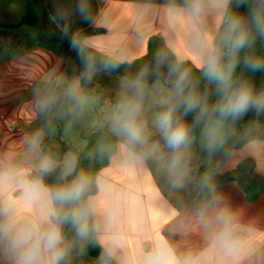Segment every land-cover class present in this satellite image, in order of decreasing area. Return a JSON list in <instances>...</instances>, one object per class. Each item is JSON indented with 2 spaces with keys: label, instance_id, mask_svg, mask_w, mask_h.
Wrapping results in <instances>:
<instances>
[{
  "label": "crops",
  "instance_id": "crops-1",
  "mask_svg": "<svg viewBox=\"0 0 264 264\" xmlns=\"http://www.w3.org/2000/svg\"><path fill=\"white\" fill-rule=\"evenodd\" d=\"M94 1L96 13L92 19L79 12L81 0L45 3L59 30L81 24L72 40L78 39L86 49L122 64L146 57L149 40L160 37L178 61L190 62L200 71L201 41H210L219 27L210 4L199 19H194L190 14L192 0ZM83 2L89 17L88 0ZM27 11L26 0H0V24L18 23ZM88 30L101 32L83 34ZM45 35L41 23L0 29V206L10 205L18 223L41 222L55 207L42 179L44 187L36 199L25 197L22 185L38 178L39 159L53 153L60 156V162L56 159L60 166L66 154L76 155L65 150V145L84 149L82 135L99 124L95 106L111 96L120 100L123 83L129 80L108 68L90 66L89 73V65L38 46L39 38ZM69 86H77L87 98L82 109H74L63 96ZM48 91L60 94L59 99L47 112L44 125L35 128L41 115L36 108L37 96ZM154 107L157 112V102ZM107 109L101 110L102 123L109 127L103 120ZM146 109H152L148 101ZM37 131L42 133L41 142L32 150L28 141ZM225 135L223 140L229 142ZM243 139L244 144L237 149L222 144L216 151L207 150L206 159L188 150L186 156L203 163L207 180L235 169L246 159L255 162L254 175L264 177V113H257ZM150 142L158 147L140 161L125 158L119 140L109 164L97 175L98 190L90 196L95 203L92 218L102 250V245L114 244L117 264L124 258L131 264H143L145 257L158 248L164 250L165 264H264V194L256 202H248L243 189L229 182L213 187L212 200L199 195L188 206L190 169L183 165L174 179L166 169L162 144ZM207 160L211 162V175ZM80 262L96 264L87 256L69 251L67 264ZM0 264H10L2 253Z\"/></svg>",
  "mask_w": 264,
  "mask_h": 264
},
{
  "label": "clouds",
  "instance_id": "clouds-1",
  "mask_svg": "<svg viewBox=\"0 0 264 264\" xmlns=\"http://www.w3.org/2000/svg\"><path fill=\"white\" fill-rule=\"evenodd\" d=\"M215 9L218 31L209 41H201L198 68L203 78L215 85L216 100L208 102V93L201 94L193 80L190 69L179 64H170L167 87L161 88L159 79L149 88L147 69L141 70L133 79L123 83L122 98L117 101L110 118V129L119 138L120 152L127 159L142 161L158 145L150 142L149 121L146 118V101L156 97L159 111L151 127L159 134L171 157L166 169L178 178L187 150L193 143L194 127L203 122L202 142L209 152L222 146L223 124L237 120L249 111L264 113V88L257 90L253 82L243 74L237 75L241 65L249 73L264 72V53L258 54L257 42L264 46V0H192L190 14L199 19L206 6ZM235 5V7H233ZM244 8L245 11H240ZM79 12L88 17L87 6L81 0ZM76 47V42L73 41ZM166 58H161V63ZM107 64L106 68L115 69ZM89 73L92 69L89 66ZM90 78V75H89ZM59 95L48 91L37 96L36 108L47 113L56 105ZM63 96L74 109H82L87 98L77 86H69ZM195 113L192 124L185 117ZM42 133L37 131L28 141L32 150L38 148ZM78 158L66 154L58 183L44 188L54 210L41 222L18 223L10 205L0 206V253L10 264H67L69 245L64 235V226L70 225L77 238L84 240L94 230L90 221L95 213V203L89 195L91 180L84 172H76ZM58 167L52 155H43L37 164L39 176ZM25 197L36 199L43 186L38 177L22 185ZM101 264H110L115 258V245H102ZM165 253L158 248L143 260V264H165ZM120 264H131L124 258Z\"/></svg>",
  "mask_w": 264,
  "mask_h": 264
},
{
  "label": "trees",
  "instance_id": "trees-1",
  "mask_svg": "<svg viewBox=\"0 0 264 264\" xmlns=\"http://www.w3.org/2000/svg\"><path fill=\"white\" fill-rule=\"evenodd\" d=\"M45 3V0H43ZM28 4L27 15L21 19L18 23L10 25H1L0 29L3 30H13L21 26H33L37 23H41L47 35L41 36L37 42L38 46L47 48L54 51L60 57H71L73 60L77 61L80 65H89L98 69L106 68V64L97 62L93 59L82 56V54H87L91 57H97L104 61L115 65V69L108 68L113 73L123 76L127 79H133L137 76L141 70L147 69L148 85H153L157 79L160 80L162 84L166 87V81L168 80L169 65L179 64L183 68L191 70L193 80L197 84L198 91L201 94L205 92L208 93V102L211 104L215 102V85L208 83L202 76V73L197 70V68L190 62H180L176 59L174 54L166 46L164 40L160 37H153L149 40L148 44V54L143 59L136 61L131 64H122L104 55H101L95 51L86 49L78 39L72 40L75 32L82 28L81 24H73L68 27H63V30L57 28V21H53L49 17V7L45 3V14L42 9L40 0H26ZM89 3V18L92 19L96 13V4L94 0H88ZM235 7V5H233ZM240 11H245L244 8H240ZM48 19V21H47ZM50 24L56 27V33L51 29ZM100 30H88L83 34H97ZM9 35V33H5ZM66 37V40L62 38ZM73 41L76 42V47L73 46ZM32 43L31 45H33ZM258 54L264 53V46L257 42ZM78 51V53L74 52ZM161 58H166L165 62L161 63ZM135 67L131 72H121V70H128ZM243 74L245 78L251 80L255 85L257 90L264 88V72L249 73L243 69V66L237 68V75ZM118 98L111 96L108 98L101 99L95 106L96 114L99 119V124L87 130L82 138L86 141V147L84 149H79L71 144L65 145V150H70L74 152L78 158V164L76 172H84L91 180L89 195L97 192L98 186L96 178L98 173L106 167L113 153L116 151L119 138L114 136L105 124L102 123L103 112L101 110L107 109L109 107H115ZM160 110V109H159ZM158 110V111H159ZM195 118V113L189 114L185 119L189 124H192ZM47 119V113H41L39 120L35 124V128H40L44 125ZM257 119V112L249 111L243 117L233 121L227 120L224 124L228 127H234L233 134L229 132L226 133L225 139L232 142L235 149L241 147L244 144V131L249 128ZM204 128V123L201 122L194 127L193 137L194 139H200L202 137V131ZM150 141L158 142L162 144L163 149L161 154L165 156L166 161L170 159L168 150L160 138L159 134L150 135ZM59 162L60 156L51 154ZM189 162L188 168L190 169L191 176V190L187 200V205L190 206L193 201L199 196H205L209 200H212L213 187L216 185L236 182L245 192L246 199L248 202H256L261 195L264 194V177L254 175L255 162L251 159H246L240 163L235 169L225 172L223 174L215 175L210 180H207L205 176V166L197 157H185ZM60 172V166L54 171L45 174L43 176L37 175L44 183L49 187H53L58 183V177ZM91 226L94 228L90 232L87 239L81 240L77 238L74 229L70 225L64 226V235L66 242L69 245L70 253L83 257L87 256L91 258L96 264H101L100 256L103 252L102 248L98 243V239L95 232V227L93 224V218L90 221ZM79 264H84L80 262ZM110 264H117L114 259L111 260Z\"/></svg>",
  "mask_w": 264,
  "mask_h": 264
},
{
  "label": "rangeland",
  "instance_id": "rangeland-1",
  "mask_svg": "<svg viewBox=\"0 0 264 264\" xmlns=\"http://www.w3.org/2000/svg\"><path fill=\"white\" fill-rule=\"evenodd\" d=\"M160 86H161V88H166V86L164 84H162V83H161ZM151 87H152V85H149V88H151ZM157 99H158V97L148 101L149 104H150V107H152L151 110H147L146 111V118L149 121L150 133H153L155 131L151 127V120H152L154 114L156 113V108L155 107L153 108V104L156 103L155 101H157ZM113 111H114V109H112V108L104 110L105 114H104L103 120L109 125V129H110V118H111V116L113 114ZM233 129H234V127L228 128V127L225 126V124H223V137H224V135L227 132H229L232 135L233 134ZM150 135H153V134H150ZM223 137H222V144H228L230 146L232 144V142L231 141H229V142L224 141ZM199 140H200L199 142H201V143H192V145L190 146L188 151H192L194 153H197L198 155H201L204 159H206V157L208 158L207 148L204 146V144L202 142V139L200 138ZM193 142H198V141L197 140H193ZM162 149H163V146H162ZM169 156L171 157V152L169 153ZM185 157H187V156L185 155ZM183 165L188 166L189 162L186 159H184V164ZM206 165H207V169H208V175H211L212 174L211 173V171H212L211 162H209V160H207Z\"/></svg>",
  "mask_w": 264,
  "mask_h": 264
},
{
  "label": "water",
  "instance_id": "water-1",
  "mask_svg": "<svg viewBox=\"0 0 264 264\" xmlns=\"http://www.w3.org/2000/svg\"><path fill=\"white\" fill-rule=\"evenodd\" d=\"M40 2H41V5H42V9H43V12H44V14H45V11H44V9H45V3H44V1L43 0H40ZM47 21H48V19H47ZM50 27L52 28V29H56V27L55 26H53L52 24H50ZM63 37V39L64 40H66V37L65 36H62ZM74 52H76V53H78V51H76V50H74ZM82 56H84V57H87V58H90V59H93V60H95V61H97V62H100V63H103V64H110L109 62H107V61H104V60H102V59H100V58H97V57H91V56H89V55H87V54H82V53H80ZM135 69V67H133V68H130V69H128V70H121V72H127V73H129V72H131L132 70H134Z\"/></svg>",
  "mask_w": 264,
  "mask_h": 264
}]
</instances>
